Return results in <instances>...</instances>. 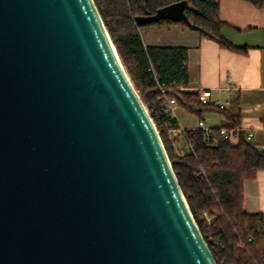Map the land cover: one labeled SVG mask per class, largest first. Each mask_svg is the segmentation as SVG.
Wrapping results in <instances>:
<instances>
[{"label": "water", "instance_id": "water-1", "mask_svg": "<svg viewBox=\"0 0 264 264\" xmlns=\"http://www.w3.org/2000/svg\"><path fill=\"white\" fill-rule=\"evenodd\" d=\"M0 264H217L93 0H0Z\"/></svg>", "mask_w": 264, "mask_h": 264}, {"label": "trees", "instance_id": "trees-1", "mask_svg": "<svg viewBox=\"0 0 264 264\" xmlns=\"http://www.w3.org/2000/svg\"><path fill=\"white\" fill-rule=\"evenodd\" d=\"M261 6L264 0H249ZM111 41L140 99L149 105L158 94L152 80L153 69L166 84L187 85V49L183 46L143 45L135 16L154 15L164 8L183 4L187 22L161 15L149 24L183 23L200 37L214 40L233 51H245L221 34L226 24L218 14V0H93ZM176 103L195 115L207 107L199 102L197 92H169ZM234 109H219L225 117L224 126L239 125L238 98L231 99ZM157 110V109H156ZM170 160L190 212L217 264H264V212L243 210V182L264 169V151L258 149L244 131L228 139L217 131L207 143L202 131L186 129L192 151L175 153L167 129L176 121L163 112L150 113ZM209 217L207 223L206 216Z\"/></svg>", "mask_w": 264, "mask_h": 264}, {"label": "crops", "instance_id": "crops-1", "mask_svg": "<svg viewBox=\"0 0 264 264\" xmlns=\"http://www.w3.org/2000/svg\"><path fill=\"white\" fill-rule=\"evenodd\" d=\"M218 14L226 22L222 36L229 42L245 46L233 51L214 40L200 37L183 23L149 24L139 27L143 45L183 46L187 49V91L208 87L214 98H238L239 125L251 130V142L264 151V2L218 0ZM231 103V102H230ZM227 109H234L229 104ZM174 118L185 129L197 128L198 120L216 128L224 126V114L207 106L199 115L174 105ZM243 210L264 212V169L243 182Z\"/></svg>", "mask_w": 264, "mask_h": 264}, {"label": "built area", "instance_id": "built-area-1", "mask_svg": "<svg viewBox=\"0 0 264 264\" xmlns=\"http://www.w3.org/2000/svg\"><path fill=\"white\" fill-rule=\"evenodd\" d=\"M151 71H152V80L158 90V94L149 105H146L145 103L143 104L154 126L157 129V125L150 113L158 112L159 110V112H163L169 117L174 118L173 108L174 105L176 104V100L174 96L169 94V92L173 90L187 91V88L182 85H175V83L166 84L164 81H162L159 78V76L156 74V72L153 69H151ZM196 92L199 102L206 106H214L218 109H224L231 102L230 98H226L224 100H221L219 98H214L211 89L208 87H201L197 89ZM176 124L177 125L175 127H169L167 129V134L169 135V138L172 139L174 142L173 143L174 150L179 155L189 153L192 151V147L187 140L186 132H185L186 129L180 124H178L177 121ZM197 129L202 131L203 138L207 143L212 142V140L214 139L213 134L215 131H217V133L220 136H222V138L224 139H228L232 137L234 134H237L241 130L246 133L247 139H250L252 136L251 130H244L240 125L218 126L216 128H212L208 126L202 119L198 120ZM203 214L206 216L207 223H209V217L206 215V212H203Z\"/></svg>", "mask_w": 264, "mask_h": 264}, {"label": "rangeland", "instance_id": "rangeland-1", "mask_svg": "<svg viewBox=\"0 0 264 264\" xmlns=\"http://www.w3.org/2000/svg\"><path fill=\"white\" fill-rule=\"evenodd\" d=\"M180 11L181 10H180V6L179 5H172V6L164 8L163 9V14L165 16L179 17L180 16Z\"/></svg>", "mask_w": 264, "mask_h": 264}]
</instances>
